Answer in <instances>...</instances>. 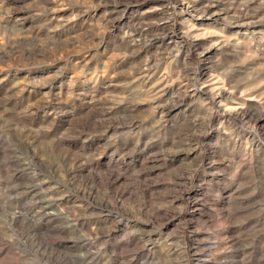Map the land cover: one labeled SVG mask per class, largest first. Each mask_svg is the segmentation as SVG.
<instances>
[{
	"label": "rangeland",
	"instance_id": "obj_1",
	"mask_svg": "<svg viewBox=\"0 0 264 264\" xmlns=\"http://www.w3.org/2000/svg\"><path fill=\"white\" fill-rule=\"evenodd\" d=\"M0 264H264V0H0Z\"/></svg>",
	"mask_w": 264,
	"mask_h": 264
}]
</instances>
